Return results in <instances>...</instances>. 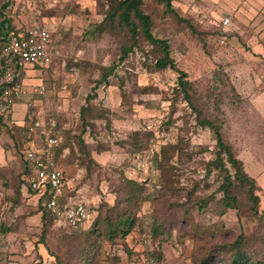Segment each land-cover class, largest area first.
Masks as SVG:
<instances>
[{
    "label": "rangeland",
    "instance_id": "1",
    "mask_svg": "<svg viewBox=\"0 0 264 264\" xmlns=\"http://www.w3.org/2000/svg\"><path fill=\"white\" fill-rule=\"evenodd\" d=\"M218 1H174L197 34L162 4L147 0L146 8L155 17V35L169 41L173 58L197 87L195 101L203 115L223 120L226 133L241 146L248 173L264 190V142L259 138L264 61L252 51V23L244 26L230 13V0ZM107 6V0H10L5 14L14 28L41 24L51 31L52 63L42 70L32 64L25 69V74L35 69L26 82L43 84L45 93L27 102H38L44 122L55 126L62 138L57 156L69 200L85 203L94 217L98 208L123 198L127 179L145 186L130 243L69 234L49 219L43 224L41 214L30 218L46 201H39L38 194L32 199L18 195L22 166L10 164L0 167V264H83L87 253L92 257L88 264H136L153 251L162 264H194L210 245L231 240L241 230L264 255V191L259 216L250 208L248 187L240 183L231 188L239 209L224 210L218 190L221 175L215 170L207 174L208 162L216 155L215 137L197 124L184 100L176 99L178 73L156 70L154 52L144 41L121 59L130 36L118 26L84 33L90 23L103 20ZM228 16L231 22L224 26ZM111 64L116 68L108 83H98L102 68ZM17 108L13 120L25 126L26 132L19 131L33 148L40 130L30 127L29 115L26 123L23 120L25 106ZM261 138L264 141V131ZM204 198L210 202L199 208L197 202ZM154 224L166 234L151 237Z\"/></svg>",
    "mask_w": 264,
    "mask_h": 264
},
{
    "label": "trees",
    "instance_id": "2",
    "mask_svg": "<svg viewBox=\"0 0 264 264\" xmlns=\"http://www.w3.org/2000/svg\"><path fill=\"white\" fill-rule=\"evenodd\" d=\"M107 1L108 6L103 12V20L97 23H90L84 33L95 34L96 31L101 33L104 32L108 26L113 28L118 26L119 28L125 29L130 36V44L124 45L122 48L121 59H125L131 51H134V49L140 45L141 41H144L150 45L154 52V67L156 70L170 68L178 73L177 86L174 88L176 99L184 100L195 113L197 124L201 127L209 128L215 137L216 155L214 159L208 162L207 174H210L215 170L221 175L222 182L220 183L218 190L223 193L221 200L225 207L224 210L239 209L238 196L231 192V188L233 184L240 183L242 186H247L249 189L250 195L248 198L251 201L250 208L253 210V213L257 216L261 215L262 213L260 212L259 207L262 202V193L264 190L258 183V180L248 173L245 161L240 156L242 150L240 144L226 133V124L221 118L218 116L208 117L203 115L202 109L199 108L195 101V96L198 90L190 79L189 73L178 66L172 56L169 41L165 38L157 37L154 33L155 17L153 13L146 8L147 0ZM151 1L153 3L162 4L168 14H171L178 21L186 23L192 32L196 34L198 33L194 24L179 13L174 5L175 0ZM9 5L10 1L4 3L0 9V37L9 32L22 31V28H14L12 20L8 18V16L6 17L5 10ZM220 32L222 33V30H220ZM204 48H206V44H204ZM37 68L42 70L46 67L37 65ZM115 68L116 64L104 66L102 68V76L98 83H108V77L114 72ZM96 86H98V84ZM82 111L84 115L87 108L83 107ZM50 128L55 131L56 136L61 138L57 133L55 126H50ZM260 131V141L264 142L261 138L262 132L264 131V125L260 126ZM61 139L58 148L62 145ZM79 140L81 143L84 142L81 137H79ZM21 158L23 159L25 170L26 162L24 161L23 153H21ZM59 163L61 164L60 161ZM15 179L18 180V177ZM126 182L128 187L126 193L123 194V198L114 205L107 207L104 206L105 209L102 207L98 208L96 216L93 217L92 214H89L84 223L69 225L61 222L58 226L63 227L69 234L81 232L90 237L95 235L97 238H102L111 243L117 242V240L121 239L129 245V235L134 231V227L138 220V210L140 207L139 199L146 188L143 184L134 179H127ZM12 185L14 187L13 183ZM23 188L24 180L22 174H20L17 188L18 195L21 196L24 193ZM68 189L67 186L66 194L61 198L62 202H67L69 198L68 196H71ZM209 202L210 199L204 198L200 199L197 204L199 203V208H203L206 207ZM39 211L43 212V224L49 220L50 222H55V219L51 217L44 205L41 206ZM160 234L165 235L166 230L163 231L160 224H154L150 236L152 237L153 235L158 237ZM44 235L45 231L43 230L42 236ZM92 244L95 245V242H91V245ZM87 254L88 255H85L84 257L82 256L81 258L84 261L83 264H88L91 261L92 257L89 253ZM149 256L160 260L162 264L161 256L158 257L154 251ZM59 264H62V262L59 261ZM194 264H264V255L261 250L256 249L254 239L249 238L245 231L241 230L231 240H223L210 245L204 255L195 259Z\"/></svg>",
    "mask_w": 264,
    "mask_h": 264
},
{
    "label": "built area",
    "instance_id": "3",
    "mask_svg": "<svg viewBox=\"0 0 264 264\" xmlns=\"http://www.w3.org/2000/svg\"><path fill=\"white\" fill-rule=\"evenodd\" d=\"M231 18L222 20L224 26ZM53 61V39L51 32L40 24H31L20 32H9L0 37V116H7L16 102L24 96L43 95V84H25V69L28 64L48 67ZM29 104V112L34 129L41 130L40 145L23 151L26 168L22 173L24 188L45 199V208L52 218L69 225L84 223L89 216V208L82 201L62 202L68 181L57 159L60 138L48 127L43 108L38 103ZM33 107V108H32ZM136 264H161L149 255L137 258Z\"/></svg>",
    "mask_w": 264,
    "mask_h": 264
},
{
    "label": "crops",
    "instance_id": "4",
    "mask_svg": "<svg viewBox=\"0 0 264 264\" xmlns=\"http://www.w3.org/2000/svg\"><path fill=\"white\" fill-rule=\"evenodd\" d=\"M8 1L10 0H6V1L0 0V9L2 5ZM216 1L218 0H205L206 3L212 5L218 4L216 3ZM230 2L232 3L231 5H233L230 13H236V15L239 16V19L245 22V24L243 23L244 26L246 24L250 25L252 23L251 24L253 26L252 51L257 55L260 61H264V0H230ZM27 26L17 27V28H22V30H24L25 28H27ZM41 26L45 27L44 25ZM32 70L35 69H31V70L29 69L25 77V84L28 87V89H31L33 85L41 84L37 82H31V84H28V82H26V78L30 77ZM34 97L35 95H31V94L24 96L22 99L16 102L11 112L7 116H0V167L1 168L7 167L10 164H16L17 166L19 165L22 166L21 174L23 173L24 163H23V159L21 158V153H23V151H21L22 150L21 147L27 146V143L31 142V139L26 140L23 137V134L21 131H19V129L25 131L23 129V127L25 126L23 124L16 123L15 120H13V116L15 114L16 106L18 107L17 110H19V107L21 105L25 106V109L23 110L24 112L23 120L26 123V118L29 115V110H28L29 104L27 100L30 101ZM29 119H30V115H29ZM29 125L30 127H33L32 124ZM35 130L36 129H34V131ZM34 136H35L34 138L36 139L34 140L35 141L34 145L39 146L41 130L38 135H34ZM27 148L29 147L27 146ZM23 192L24 195L31 197L30 199L34 198L36 195V193L26 190V188H23ZM73 201H77V200H73ZM37 214L42 215L41 211H38L35 212L33 216H30V218L36 216ZM61 222L62 221L55 219L56 224H60Z\"/></svg>",
    "mask_w": 264,
    "mask_h": 264
}]
</instances>
